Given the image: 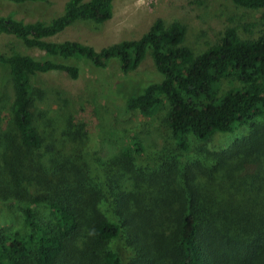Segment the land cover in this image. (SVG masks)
<instances>
[{
	"label": "trees",
	"instance_id": "obj_1",
	"mask_svg": "<svg viewBox=\"0 0 264 264\" xmlns=\"http://www.w3.org/2000/svg\"><path fill=\"white\" fill-rule=\"evenodd\" d=\"M228 1L264 10V0ZM114 2L68 0L34 22L0 15V36L44 54L0 51V90L13 93L0 97V264H264V24L227 27L198 49L186 26L161 18L100 51L51 40L79 23L102 27ZM149 55L160 79L126 89L123 108L145 119L165 111L152 148L133 135L93 157L37 106L40 75L78 79L81 58L129 75Z\"/></svg>",
	"mask_w": 264,
	"mask_h": 264
},
{
	"label": "rangeland",
	"instance_id": "obj_2",
	"mask_svg": "<svg viewBox=\"0 0 264 264\" xmlns=\"http://www.w3.org/2000/svg\"><path fill=\"white\" fill-rule=\"evenodd\" d=\"M49 1L50 5L42 14L1 1L0 15L16 10V18L34 22L42 15L51 17L62 13L68 0ZM160 18L167 24L177 21L186 26V45L198 49L199 42L214 41L227 27L249 24L263 27L264 10L240 9L228 0H115L113 18L102 27L79 23L51 40L78 41L100 51L124 40L141 38ZM0 51L44 56L40 51L27 49L14 37L5 35L0 36ZM74 62L81 69L78 79L64 72H52L40 75L36 80V103L42 113L49 110L45 114L46 119L49 116L59 119L63 130L67 127L73 135L66 138L76 139L81 150H87L93 157H109L118 147L130 143L133 135L141 136L150 148L159 143L162 131H158L157 127L161 126L165 111L145 119L132 116L123 108L126 89L133 92L160 79L150 55L138 71L129 75H125L114 61L106 69H98L82 58ZM120 89L124 91L120 92ZM0 91H3L0 97L11 98L13 95L11 86H6V89L1 86ZM227 141L231 139L218 137V142Z\"/></svg>",
	"mask_w": 264,
	"mask_h": 264
}]
</instances>
